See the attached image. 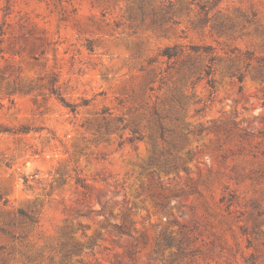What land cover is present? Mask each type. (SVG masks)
<instances>
[{"label": "rangeland", "instance_id": "obj_1", "mask_svg": "<svg viewBox=\"0 0 264 264\" xmlns=\"http://www.w3.org/2000/svg\"><path fill=\"white\" fill-rule=\"evenodd\" d=\"M0 264H264V0H0Z\"/></svg>", "mask_w": 264, "mask_h": 264}]
</instances>
